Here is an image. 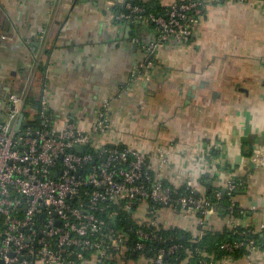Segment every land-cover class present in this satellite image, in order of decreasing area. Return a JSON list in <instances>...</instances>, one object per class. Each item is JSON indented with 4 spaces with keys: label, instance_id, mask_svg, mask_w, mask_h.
<instances>
[{
    "label": "crops",
    "instance_id": "1",
    "mask_svg": "<svg viewBox=\"0 0 264 264\" xmlns=\"http://www.w3.org/2000/svg\"><path fill=\"white\" fill-rule=\"evenodd\" d=\"M134 1L154 11L180 0H0V110L8 89L24 91L86 126L107 100V143L139 149L173 186L204 192L245 177L232 198L243 209L237 222L258 225L264 166L251 167L249 156L264 149V0L209 1L182 41L158 40L151 22L124 17ZM158 150L168 164H160ZM158 218L192 236L227 222L214 213L201 224L165 207ZM213 261L264 264V249Z\"/></svg>",
    "mask_w": 264,
    "mask_h": 264
},
{
    "label": "built area",
    "instance_id": "2",
    "mask_svg": "<svg viewBox=\"0 0 264 264\" xmlns=\"http://www.w3.org/2000/svg\"><path fill=\"white\" fill-rule=\"evenodd\" d=\"M209 1L180 0L160 12L128 4L124 17L151 22L158 40L182 41L191 37ZM157 45L146 49L152 52ZM108 120L107 100L85 126L57 116L44 95L9 94L0 110V264H117L131 259L129 252L144 264H168L164 257L181 244L161 233L159 210L193 214L201 224L217 212L222 191L215 190L216 200L190 193L174 197L173 185L163 181L143 152L103 139ZM157 153L160 164L169 163L166 151ZM249 160L251 167L264 166V149H254ZM245 184V177L235 176L224 193ZM234 207L227 206L226 227L239 237L221 246L231 257L244 247L249 257L257 249L252 236L264 228V220L242 225ZM154 241L165 245L148 256Z\"/></svg>",
    "mask_w": 264,
    "mask_h": 264
},
{
    "label": "trees",
    "instance_id": "3",
    "mask_svg": "<svg viewBox=\"0 0 264 264\" xmlns=\"http://www.w3.org/2000/svg\"><path fill=\"white\" fill-rule=\"evenodd\" d=\"M134 4L141 5L144 7V9L149 12H160L166 9V7H161L159 10H154L153 7L143 6L140 2H133ZM249 145V142H248ZM119 147H124V145H118ZM252 150L248 151V154L251 153ZM164 181V180H163ZM165 182V181H164ZM167 183V182H166ZM173 188V196L176 197L178 195L184 194V193H190L192 195H204L205 197L209 198L210 200H216L214 199L215 190L221 191V189L214 188V187H207L204 192H198L195 190L191 185L187 183L180 184L178 186H172ZM240 189H243L241 186L239 189L234 190L231 194H225L222 193V195L219 197V199L216 200L217 205V214L221 216H225L227 214V206L230 204L235 205L233 208V212L235 217H242L243 212L242 208L238 207L236 202L232 201L239 192ZM199 216H202L201 214H198ZM119 221V220H118ZM128 220L124 219L122 223H127ZM240 228V227H239ZM161 233L165 236H174L175 242H178L181 244V248H178L177 251H175L172 254H166L164 257V261L168 262V264H182L185 257L188 256L187 260L184 261V264H210L209 263V256H213V260L215 258H220L222 256L227 255V251L222 248V242L223 241H233L234 239H237L239 236L236 233H232L227 229L226 226L223 227L221 230H211V229H204L202 234L198 237L193 238V236L188 233L187 231L177 227V226H162L161 227ZM254 238V245L257 249H264V228L261 229L259 232L255 233L253 236ZM131 242V241H130ZM165 243H160L158 241L151 242L149 244L150 248L147 253L148 256H152L154 252L156 251L155 248H159L161 246H164ZM190 252V255L189 253ZM203 252L206 254L203 255ZM249 251L246 250L244 247L236 248L234 251H232V257H241L247 254ZM128 256L130 258L136 259L138 254H133L131 252L128 253ZM206 259L207 263H201L200 260ZM147 264H155L151 261H148Z\"/></svg>",
    "mask_w": 264,
    "mask_h": 264
},
{
    "label": "water",
    "instance_id": "4",
    "mask_svg": "<svg viewBox=\"0 0 264 264\" xmlns=\"http://www.w3.org/2000/svg\"><path fill=\"white\" fill-rule=\"evenodd\" d=\"M10 93H11V92H10V90L8 89V90L5 92V94H4V98L7 99ZM22 116H23V115H20L19 120H21ZM224 190H225L224 188L221 189L222 193H224ZM238 192H241V191L239 190Z\"/></svg>",
    "mask_w": 264,
    "mask_h": 264
},
{
    "label": "rangeland",
    "instance_id": "5",
    "mask_svg": "<svg viewBox=\"0 0 264 264\" xmlns=\"http://www.w3.org/2000/svg\"><path fill=\"white\" fill-rule=\"evenodd\" d=\"M140 263H143L142 261H139Z\"/></svg>",
    "mask_w": 264,
    "mask_h": 264
}]
</instances>
